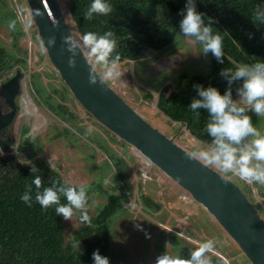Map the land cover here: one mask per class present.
<instances>
[{"label": "rangeland", "instance_id": "1", "mask_svg": "<svg viewBox=\"0 0 264 264\" xmlns=\"http://www.w3.org/2000/svg\"><path fill=\"white\" fill-rule=\"evenodd\" d=\"M58 1L64 7V18L73 37L80 39L64 1ZM7 2L9 7H18L16 9L19 17L17 21L25 32L19 44L27 49V67L24 70L26 80L16 99L21 106L13 122L12 136L15 139L11 149L13 154L7 155L11 161L20 165H30L35 161L44 162L50 167L49 161L51 160L54 166L52 169L69 184L75 186L83 184L87 187L90 193L87 213L91 217L105 203L106 196L112 192L115 181L114 172L109 171L110 165L106 162L108 160L106 154H102L100 149H91V145L84 146L88 142L80 138L75 128L85 130L91 136L96 135L103 141H107L110 149L125 160L131 169L133 193L130 204L126 211L122 210L116 215L109 228L110 243L106 256L109 264H155L156 258L165 252L176 256L179 255V249L183 246L187 247L190 252L201 242L209 239L219 241L215 249L208 253L211 258L217 256L213 264H221L217 261L218 259L224 264H251L213 217L196 203L188 192L156 166L146 165L143 157L127 143L121 146L110 142L112 138L118 142L123 141L99 122L97 123L78 104L70 92L63 93L62 81L49 62L46 53L40 50L41 46L34 24L32 23L28 28L25 27V22L32 20L25 0H7ZM11 41L12 35L7 24L0 23V45L12 51ZM82 50L101 75L104 69L97 63L95 56L87 47H82ZM200 52L199 44H194L189 39L178 38L177 34L172 44L163 53L161 52L163 57L159 55L160 52H152L143 61L118 64V70L123 72L121 78L116 81H107V84L151 126L157 128L188 152H198L204 150L206 146L190 136L183 126L175 125L159 113L157 99L159 90L177 76L182 74L206 76L208 74L207 58ZM145 61L148 63L146 66H144ZM32 77H34L35 84L44 87L49 100L54 98L58 101L55 91L66 98L65 114L70 120L68 123L62 122L48 108L44 101L45 96L43 100L37 96L31 87L30 78ZM146 93H151L152 99L145 98ZM168 94L166 93V96ZM238 99L236 95L234 100ZM67 110L72 111L73 114H68ZM255 127L264 131V120L259 121ZM22 148H24L22 151L24 153H19L23 150ZM208 166L232 181L240 180L239 185L243 183L251 187L253 194L252 201H249L253 205L261 204L263 199L259 197V194L264 197V188L260 189L257 183V185L249 184L239 177L219 171L214 166ZM101 185L102 187L98 189ZM142 194L148 196L153 203L160 204L161 210L144 211L138 201ZM258 213L264 220V210ZM79 216L80 213L77 212L71 220L63 218L66 244L71 242L73 233L84 224ZM179 232L183 236L179 237L181 241L177 240L176 243L172 240V236H177ZM218 253L221 257L217 255Z\"/></svg>", "mask_w": 264, "mask_h": 264}, {"label": "trees", "instance_id": "2", "mask_svg": "<svg viewBox=\"0 0 264 264\" xmlns=\"http://www.w3.org/2000/svg\"><path fill=\"white\" fill-rule=\"evenodd\" d=\"M63 1L80 37L87 32L97 35H104L109 31L113 33L112 39L116 41V47L110 59L119 56L117 65L128 61H143L152 52L163 53L179 32V21L182 18L179 13L186 4V0H106L112 5V13L107 16L94 14L91 20H86L84 14L92 0ZM194 2L196 11L203 14L205 23L207 24L208 18H211L213 29L221 35L224 62L218 63L215 57L208 53L206 56L208 74L206 76L182 74L175 77L159 90L157 108L159 113L170 122L183 126L190 136L206 146L211 139L203 132L207 113L201 110L200 116L197 117L189 110L192 99H199L194 86L200 85L204 88L212 86L224 94L228 85L220 75L222 69L234 68L235 64L242 62L253 63L255 60L264 62V24L256 23L254 20V10L257 7L264 9V0H194ZM10 20H16V28L14 31L10 30L12 51L0 45V83L5 82L16 70L24 74L27 67V49L19 44L25 32L17 21L14 7H9L7 0H0V23L8 26ZM162 53L159 54L161 57H163ZM146 65L148 63L145 61L144 66ZM30 79L31 87L37 96L41 100L45 96L44 101L48 108L62 122L68 123L70 120L65 114L66 98L55 91L58 101L54 98L49 100L44 87L35 84L34 77ZM238 85L239 82L232 85L233 99L237 94L235 89ZM61 88L64 94L70 92L63 82ZM166 93H169L168 96ZM152 97L151 93L145 95L147 99ZM67 113L73 114L70 110H67ZM248 115L252 117L254 126L264 120L256 117L252 112ZM75 130L80 138L88 142L84 146L91 145V149H100L102 154L108 157L106 162L110 165L109 171L114 172L115 182L112 192L106 196L105 203L98 211L90 217V222L81 225L73 233L71 242L66 244L63 217L56 215L55 206L44 210L35 203L34 185H32L31 207L20 197L26 191V186L32 184L34 178L31 172L32 166L38 169L35 175L41 177L44 186L51 187L52 180L69 183L44 162L35 161L30 165H20L11 161L9 156L0 155V264H93L92 253L95 250H99L100 255L107 256L111 222L122 210L126 211L130 204L133 193L131 169L125 160L110 149L107 141L96 135L91 136L85 130L79 128ZM110 142L121 146L126 144L125 141L118 142L114 138ZM22 149L19 150L22 152L24 148ZM238 182L240 180L234 181L252 201L251 187L243 183L239 185ZM257 186L260 189L264 188V185ZM100 187L102 185L98 189ZM140 193L139 191L138 194ZM87 195L88 206L90 203L88 190ZM259 197L263 199L261 204L254 206L258 212H262L264 197L260 194ZM138 201L146 212L161 210L160 204L153 203L144 194L140 195ZM61 203H66L63 197ZM179 239L177 236H172L174 242L181 241ZM74 240H80L78 249L73 247ZM189 253L187 247L183 246L179 249V256L183 258H187ZM211 259L213 262L216 257ZM217 261L224 264L219 259Z\"/></svg>", "mask_w": 264, "mask_h": 264}, {"label": "clouds", "instance_id": "3", "mask_svg": "<svg viewBox=\"0 0 264 264\" xmlns=\"http://www.w3.org/2000/svg\"><path fill=\"white\" fill-rule=\"evenodd\" d=\"M112 11V5L106 0H92L84 19L91 20L94 14L107 16ZM179 14L182 18L179 21L178 38L189 39L192 43L199 44L201 54L207 56L211 53L218 63H223V40L219 32L213 29L212 19L208 18V23H205L203 14L195 9L194 0H186L185 7ZM254 20L256 23L264 24V9L257 7L254 10ZM32 23V20L26 21L25 27H30ZM8 28L14 31L16 20H10ZM112 37L113 33L110 31L104 35L87 32L80 39L70 34L63 37L66 51L71 54L68 66L74 68L77 53L82 47H87L104 69L99 77L101 82L120 79L123 72L117 68L119 56L110 59L116 47V41ZM38 40L41 52L46 53L48 49L44 46V41L39 37ZM47 44L48 47L54 46L55 37H49ZM220 75L228 85L224 94L212 86L207 88L194 86L199 99H192L189 110L197 117L200 116L201 110L207 113L203 132L211 139L204 150L189 152L187 157L192 160L198 158L219 171L239 177L249 184L264 185V131L255 127L252 117L248 115L252 112L256 117L264 119V62L255 60L253 63H238L234 68L222 69ZM88 80L90 84H96L97 75L90 72ZM236 82H239L235 89L238 100L232 98V85ZM49 164L52 170L54 166L51 160ZM31 172L34 174L32 184L26 186V191L20 197L25 204L32 206L34 185L36 189L34 201L42 209L47 210L55 206L56 215L62 216L65 220H71L79 212L81 222H90L85 185L75 187L52 180L51 187H48L44 186L39 175H35L38 172L35 166H32ZM62 197L66 203H61ZM176 235L177 238L183 236L180 232ZM217 244L219 241L213 239L203 241L190 251L187 258L172 256L165 252L156 258L155 264H213L208 253L213 251ZM79 245L80 240H74L73 247L78 249ZM92 260L93 264H109V259L100 255L99 250L92 253Z\"/></svg>", "mask_w": 264, "mask_h": 264}, {"label": "water", "instance_id": "4", "mask_svg": "<svg viewBox=\"0 0 264 264\" xmlns=\"http://www.w3.org/2000/svg\"><path fill=\"white\" fill-rule=\"evenodd\" d=\"M25 3L37 36L48 49L46 56L49 62L78 104L108 131L133 147L188 192L213 217L251 264H264V220L240 187L199 159H189L187 150L151 126L107 82L100 81V74L82 48L75 57L76 66H68L71 54L66 51L63 37L72 33L64 18V7L58 0H25ZM49 37H55L52 47L47 44ZM90 72L97 75L96 84L89 83ZM25 80L22 71L16 70L10 78L0 83V99L7 108L6 112L0 111V134L11 128L16 119L21 106L16 98ZM14 143L10 134L6 138L0 137V155L13 154L11 149Z\"/></svg>", "mask_w": 264, "mask_h": 264}, {"label": "flooded vegetation", "instance_id": "5", "mask_svg": "<svg viewBox=\"0 0 264 264\" xmlns=\"http://www.w3.org/2000/svg\"><path fill=\"white\" fill-rule=\"evenodd\" d=\"M146 68H148V67H146ZM147 70V72H148V69H146ZM18 97H19V95H18ZM18 97L16 98V99H18ZM18 102V101H17ZM0 111L1 112H6L7 111V108H6V105L4 104V101L2 100V99H0ZM12 130H13V124H12V127L10 128V127H8L7 129H5V130H3L4 132H2L1 134H0V137H2V138H6L9 134L12 136ZM13 137V136H12ZM13 139H14V137H13ZM15 140V139H14ZM5 156V155H4Z\"/></svg>", "mask_w": 264, "mask_h": 264}, {"label": "bare ground", "instance_id": "6", "mask_svg": "<svg viewBox=\"0 0 264 264\" xmlns=\"http://www.w3.org/2000/svg\"><path fill=\"white\" fill-rule=\"evenodd\" d=\"M140 154V153H139ZM141 155V154H140ZM142 156V155H141ZM143 157V156H142ZM143 159L145 160V162H146V165H150L151 163H149L144 157H143Z\"/></svg>", "mask_w": 264, "mask_h": 264}, {"label": "built area", "instance_id": "7", "mask_svg": "<svg viewBox=\"0 0 264 264\" xmlns=\"http://www.w3.org/2000/svg\"><path fill=\"white\" fill-rule=\"evenodd\" d=\"M14 9H15V12H16V9H18V7L15 6ZM16 15H17V13H16ZM17 18L19 19L18 15H17ZM145 167H146V166H145Z\"/></svg>", "mask_w": 264, "mask_h": 264}, {"label": "crops", "instance_id": "8", "mask_svg": "<svg viewBox=\"0 0 264 264\" xmlns=\"http://www.w3.org/2000/svg\"><path fill=\"white\" fill-rule=\"evenodd\" d=\"M217 255L221 257V255H220L219 253H218ZM216 257H217V256H216ZM222 257L225 258L224 256H222ZM230 259H231V258H230ZM224 261H226V260L224 259Z\"/></svg>", "mask_w": 264, "mask_h": 264}]
</instances>
